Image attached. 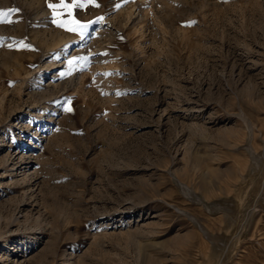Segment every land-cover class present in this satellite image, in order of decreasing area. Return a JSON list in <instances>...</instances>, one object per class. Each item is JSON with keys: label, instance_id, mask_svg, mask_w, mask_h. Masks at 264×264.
I'll return each instance as SVG.
<instances>
[{"label": "rangeland", "instance_id": "374dc122", "mask_svg": "<svg viewBox=\"0 0 264 264\" xmlns=\"http://www.w3.org/2000/svg\"><path fill=\"white\" fill-rule=\"evenodd\" d=\"M50 3L0 0V264H264V0Z\"/></svg>", "mask_w": 264, "mask_h": 264}, {"label": "bare ground", "instance_id": "6f19581e", "mask_svg": "<svg viewBox=\"0 0 264 264\" xmlns=\"http://www.w3.org/2000/svg\"><path fill=\"white\" fill-rule=\"evenodd\" d=\"M35 2H39V0H34ZM41 1V0H40ZM38 8V7H37ZM38 9H40V8H38ZM46 10V9H45ZM43 11V10H42ZM42 11H40V12H42ZM45 12V11H44ZM43 13V12H42ZM110 33V32H109ZM69 39H71V41H72V43H77V42H79L80 40H82V38H81V35H72V36H70L69 37ZM84 39V38H83ZM65 42V38H64V36L63 35H54V36H52V39H50V41H45L44 43V45H45V47L48 49V50H53V49H58L59 47H61V45L63 44ZM60 53H61V50H60V48L57 50V53H56V56H59L60 55ZM6 63V62H5ZM6 65H7V63H6ZM15 70H16V73H19V75L22 73V72H29L28 71V69L23 65V64H19L16 68H15ZM18 75V74H17ZM53 91V90H52ZM48 93V94H47ZM35 94V93H34ZM40 94V93H39ZM36 95V94H35ZM34 95V96H35ZM44 96H41L40 95V98L39 99H41L42 98V100H43V98H45L46 99V97H51V95H54V92H53V94L51 93V92H49V91H46V92H44V94H43ZM37 96V95H36ZM38 99V100H39ZM10 170H12V168H8V171H10ZM9 174V173H8Z\"/></svg>", "mask_w": 264, "mask_h": 264}, {"label": "snow or ice", "instance_id": "6c2138e0", "mask_svg": "<svg viewBox=\"0 0 264 264\" xmlns=\"http://www.w3.org/2000/svg\"><path fill=\"white\" fill-rule=\"evenodd\" d=\"M85 2L86 0H73L72 4H68L65 2V0H60L59 4H49V7L53 9V11L55 12V10L57 8H63L66 9L69 13L71 12V10L75 7H84L85 6ZM87 2H92V0H87ZM98 6V5H97ZM101 20L103 18H100ZM58 25L61 27H66L67 26V22L64 20H58ZM72 24L75 25V27H70L68 30L70 31H80L81 33L83 32L84 28H86L88 25L86 24H81L78 20H73Z\"/></svg>", "mask_w": 264, "mask_h": 264}]
</instances>
